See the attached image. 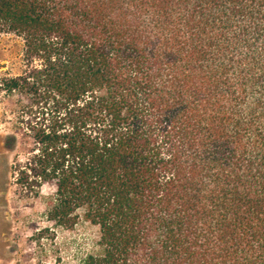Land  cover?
Instances as JSON below:
<instances>
[{
	"label": "trees",
	"instance_id": "obj_1",
	"mask_svg": "<svg viewBox=\"0 0 264 264\" xmlns=\"http://www.w3.org/2000/svg\"><path fill=\"white\" fill-rule=\"evenodd\" d=\"M0 36L44 264H264V0H0Z\"/></svg>",
	"mask_w": 264,
	"mask_h": 264
},
{
	"label": "rangeland",
	"instance_id": "obj_2",
	"mask_svg": "<svg viewBox=\"0 0 264 264\" xmlns=\"http://www.w3.org/2000/svg\"><path fill=\"white\" fill-rule=\"evenodd\" d=\"M20 53L21 44L17 39L0 36V79L20 71ZM26 103L25 97L10 96L0 90V264H44V261H50L32 237L35 227L46 225L43 212L48 189H43L39 198L21 193L12 184L8 167L13 155L18 152L22 158L24 151L22 148L8 151L2 147L3 138L12 135L15 127L22 128L18 119L22 105ZM17 137L20 138V132ZM56 234L59 240H65L75 234L87 237L89 232L83 229L74 233L57 230ZM41 243L47 244L45 241Z\"/></svg>",
	"mask_w": 264,
	"mask_h": 264
}]
</instances>
